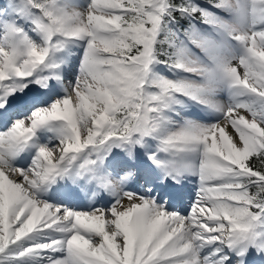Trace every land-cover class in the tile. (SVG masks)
Segmentation results:
<instances>
[{"label":"snow or ice","instance_id":"obj_1","mask_svg":"<svg viewBox=\"0 0 264 264\" xmlns=\"http://www.w3.org/2000/svg\"><path fill=\"white\" fill-rule=\"evenodd\" d=\"M0 264H264V0H0Z\"/></svg>","mask_w":264,"mask_h":264}]
</instances>
